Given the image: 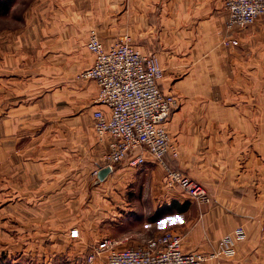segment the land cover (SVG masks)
<instances>
[{
    "label": "crops",
    "instance_id": "1",
    "mask_svg": "<svg viewBox=\"0 0 264 264\" xmlns=\"http://www.w3.org/2000/svg\"><path fill=\"white\" fill-rule=\"evenodd\" d=\"M69 1L73 2L72 6L82 3L76 0ZM84 3L95 12L101 8V11L108 13L105 2L103 4L102 0H84ZM184 6L181 8L179 19L175 18L174 7L167 11L171 23L164 22L162 28L173 35L170 41L173 49L167 52L173 55L181 53L178 60L182 75L185 71L187 72L186 63L191 60L198 58L204 66L198 68L199 65H195L194 73L188 72L185 75L188 80H183L181 85L175 83L172 91L184 87L185 89L182 90L184 93L194 91L206 93L211 95V100L188 103L186 108L182 106L173 113L169 130L175 139V145L178 143L176 147L179 154L177 157L165 156L164 159L170 167L182 171L204 185L210 193V203L198 204L186 193H182L177 186H167L163 165L148 153H145L144 164L130 166L126 161L117 163L103 180H98L96 173L100 167L105 166V163H100V158L108 150L110 138L98 137L92 126V111L98 106L94 103L97 93L95 81L74 80L78 72L89 67L93 62V55L85 46L84 31L87 25L92 23L88 17L87 20L84 17L77 23L69 22L70 31L67 34L61 32V24H59V37L54 39L57 48L53 51V55H58L56 67L59 74L68 79L67 85L58 89L44 90L34 100L18 98L15 102H10L16 115L7 113L5 116L7 121L10 116L12 125L16 124L17 129L12 128L13 133L6 136V140L16 143L29 135L22 132L24 126L21 122L25 117L21 118V113L17 111L31 104L38 107L39 101L45 104L46 108L43 109L51 110L56 115L53 118L56 121H52L54 130L55 126L60 129L56 134L42 133L38 136V140L42 139V148L38 150L36 158L27 155L25 150L20 151V157H26L27 165L17 168L18 171L22 169V181L26 184L21 186L12 184L6 188L19 190L20 187L21 190H25L23 187L32 186V190L37 186L38 193H35L37 196L27 198L33 205L52 199L61 202V195H64L62 200L67 202V205L75 206L76 201L81 200L83 191L93 193L100 188L116 190V197L123 198V201H118L123 204V213L130 210L132 213L141 214L146 206L172 205V211L186 215L179 224L183 251L205 255L204 264H264V161L257 156L264 158V130H260V127L264 125V113L260 115H254L252 112L242 113L244 108L250 111L254 109L257 112L264 110V95H262L264 81L260 79L255 85L257 94L260 95L255 103L253 99L252 102L240 106L232 102L234 99L232 95L236 93L237 78L245 80L243 81L245 92L253 91V77L264 78V64H262L264 54L254 53L253 48L257 41L253 36L264 30V22H257L252 27L248 26L249 29L243 33L238 34L235 32L236 29L233 33H228L224 27L226 12L222 0H188ZM135 12L144 11L136 9ZM176 20H179L181 25H176ZM201 23L207 24V28L201 29V34L206 36L203 43L199 41L200 37L195 40L189 37L187 32L192 26L193 28L202 27ZM107 27H109V33L101 36L106 46L124 35L123 26H121L122 29L119 28L120 25L112 27L107 22L103 28L107 29ZM144 28L147 30L145 38H149L153 27L146 22ZM178 30L180 32L177 35ZM206 30L211 31L214 38L207 36ZM224 36L229 39L230 48H223L220 45L218 40ZM134 39L133 34L131 40L134 41ZM77 41L83 46L79 48L80 50L76 48ZM202 46L206 52L201 56H194L198 55ZM138 47L145 51L148 45H138ZM208 62H211L213 66L207 67ZM254 63L256 66H253ZM197 76H200L199 84L201 85L197 86L199 89L196 87L191 89L193 85L190 84L189 79ZM246 79H251L248 86L245 84ZM185 84L188 85L185 86ZM160 85L162 90L168 93L161 83ZM192 109L202 111L197 120L200 122L196 123L195 127L189 123L191 121L189 117H185ZM237 116L240 117L237 118ZM66 124L74 127L72 135L67 136L66 132L61 133V127H65ZM238 125L243 126V129L237 130ZM232 136L235 139L239 136L260 145L257 153L251 152L249 155L251 164L255 166L246 168L239 177L236 176V171L228 166L229 160H225L234 153L228 144ZM214 142L221 143L222 150L219 153L212 145ZM12 152H7L6 157L12 159ZM210 159H213V165ZM11 165L13 166V161ZM258 171L260 175L258 174V180L254 181L253 176L256 177ZM87 181L89 185L85 190L84 185ZM141 188L147 190L146 198H139ZM78 189H80L79 193ZM129 193L134 197L131 204L126 199ZM22 196L20 199H26ZM89 202L91 205L93 201L89 200ZM164 209L170 210L169 207ZM238 225L244 228V239L235 242L233 253H219L220 239Z\"/></svg>",
    "mask_w": 264,
    "mask_h": 264
},
{
    "label": "rangeland",
    "instance_id": "2",
    "mask_svg": "<svg viewBox=\"0 0 264 264\" xmlns=\"http://www.w3.org/2000/svg\"><path fill=\"white\" fill-rule=\"evenodd\" d=\"M79 1L82 3L72 6L73 2L69 0H0V264H86L88 255L109 240L115 242V248H121L140 245L165 230H172L181 235V225L179 224L186 215L172 211V205H164V207L161 206L162 208L159 205L154 206L155 208L146 206L141 214L139 212L132 213L130 210L123 213V204L118 203L119 200L123 201V198L116 197V190L101 188L93 193L83 191L81 200L76 201L75 206L67 205V202L62 200L64 195H61V202L52 199L33 205L27 198L37 196L35 194L38 193L36 185V188L32 190V186L23 187L25 190H21L20 187L19 190L6 188L12 184L19 186L26 184L22 181V169L18 171L17 168L27 165V159L20 157V151L25 150L27 155L36 158L38 150L42 148V139L38 140V136L42 133L56 134L60 129L55 126L54 130L52 121L55 120L53 118L56 115L51 110L43 109L46 108L45 104L39 101L38 107L31 104L21 111H17V113H21V118L25 117L21 122V125L24 126L22 132L29 135L16 143L6 140V136L13 133L12 128L17 129L16 124L12 125L10 116L9 121L5 116L7 113L16 115V112L11 108V101L15 102L18 98L34 100L44 90L58 89L67 85L66 80L68 79L63 78L56 67L58 55H53V51L57 48L54 39L59 37V24H61V32L67 34L70 31L69 22L77 23L84 17L87 20L88 17L92 23L88 24L84 31L86 40L90 31L93 30L101 41V36L107 35L110 31L109 27L103 28L107 22L112 27L120 25L119 28L124 27V35L140 51L156 54L163 70L160 83L165 91L176 97L177 101L166 125L173 142L175 139L169 130V122L173 113L182 106L186 108L188 103L211 100V95L206 93L195 91L184 93L182 92L184 87L172 91V86L175 83L181 85L183 80H188L185 75L188 72L194 73L195 65H199L198 68L204 66V63L198 61V58L194 60L195 62L191 60L186 63L187 66L184 64L187 67V72L185 71L182 75L178 60L181 53L173 55L167 52L173 49L170 43L173 37L172 33H168L162 28L164 22L171 23L167 11L174 7L175 18L179 19L181 8L185 7L188 0H102L103 4L105 2L108 13L101 11V8L95 12L89 5H85L84 0H76V2ZM222 3L224 8V0ZM136 9H141L144 12L136 13ZM225 12L227 20V11L225 10ZM226 20L224 22L226 31L233 33L235 30H229L226 27ZM176 21V25H181L179 20ZM146 22L153 27L149 38H145L147 30H145L144 24ZM257 22H264V16L259 17L248 26L252 27ZM248 26L236 28L235 32L243 33L249 29ZM203 28H207L206 23L200 28L192 26L190 31H187L189 37L195 40L200 37L199 41L203 43L202 41L206 37L201 34ZM179 32L180 30L177 35ZM205 32L207 36L214 38L211 31L206 30ZM133 34L136 39L134 41L131 40ZM253 37L258 41V44L257 41L254 43V53L264 54V30ZM218 41L223 48H230L227 36ZM77 44V49L83 48L78 41ZM136 44L139 46L148 45V48L144 51ZM205 52L202 46L198 55L194 56H201ZM211 65L213 66L211 62L206 63L207 67H211ZM253 66H256V63ZM78 74L79 72L75 75L74 80L79 79ZM199 79L200 76L189 79L190 84L193 85L191 89L195 87L199 89L197 87L201 85ZM260 79L264 81V78L253 77V91L245 92L243 88L245 80L237 78L236 93L232 95L234 98L232 102L240 106L252 102L253 99V103H255L256 98L260 97L255 88ZM250 81L251 79H246L245 84L248 86ZM248 112L260 115L264 113V110L259 112L254 109L252 111L245 110V108L242 110V113ZM200 113H202L201 110L192 109L189 111V115L185 116L189 117L188 119L191 120L189 123L193 127L200 122L197 121ZM239 117L237 116V118ZM254 128L258 131L256 126ZM241 129L243 126L238 125L237 130ZM261 129L264 130V125L260 127ZM61 130L62 134L66 132L68 136L72 135L74 127L66 124L65 127H61ZM228 144L234 153L225 160H229L228 166L236 171L237 177L246 168L255 166L251 164L249 155L251 152L257 153V149L260 150V145L239 136L236 139L232 136ZM212 145L218 150V153L222 150L220 142H214ZM11 151H13L12 159L6 157V153ZM106 153L107 151L100 158L102 164L106 161ZM257 156L264 161L260 155ZM210 160L213 165V159ZM11 161H13V166ZM258 174L259 171L256 172L257 178L253 176L254 181L258 180ZM88 185L87 181L84 185L85 190ZM27 188L30 189L27 190ZM79 192L80 189H78ZM181 192L185 193L182 190ZM239 192L242 191L239 190ZM21 195L26 199H20ZM146 195L147 190L141 188L140 197L136 196L146 198ZM126 196L127 201L131 204L134 197L130 193ZM139 198L136 199L139 200ZM89 200L93 201L91 205ZM165 207H170V210L164 209ZM163 216L167 218L164 219ZM102 256L96 254L92 264H101Z\"/></svg>",
    "mask_w": 264,
    "mask_h": 264
},
{
    "label": "built area",
    "instance_id": "3",
    "mask_svg": "<svg viewBox=\"0 0 264 264\" xmlns=\"http://www.w3.org/2000/svg\"><path fill=\"white\" fill-rule=\"evenodd\" d=\"M224 8L229 30L247 27L264 16V0H224ZM85 44L93 62L78 78L94 80L97 86L92 126L98 137L110 138L105 166L113 170L123 161L139 166L148 153L163 165L167 186L179 187L198 204L210 203L204 185L165 162V156L178 154L166 128L177 101L161 88L163 70L156 54L140 51L125 35L106 46L93 30ZM244 237V228L235 227L220 239L218 252L233 253L235 242ZM181 240L172 230L135 246L115 248L109 240L88 255L86 264H92L96 254L103 255L101 264H204L205 255L183 251Z\"/></svg>",
    "mask_w": 264,
    "mask_h": 264
},
{
    "label": "water",
    "instance_id": "4",
    "mask_svg": "<svg viewBox=\"0 0 264 264\" xmlns=\"http://www.w3.org/2000/svg\"><path fill=\"white\" fill-rule=\"evenodd\" d=\"M111 169L108 166L100 167L96 173L98 180H103L108 173H110Z\"/></svg>",
    "mask_w": 264,
    "mask_h": 264
},
{
    "label": "trees",
    "instance_id": "5",
    "mask_svg": "<svg viewBox=\"0 0 264 264\" xmlns=\"http://www.w3.org/2000/svg\"><path fill=\"white\" fill-rule=\"evenodd\" d=\"M170 208V207H169Z\"/></svg>",
    "mask_w": 264,
    "mask_h": 264
}]
</instances>
